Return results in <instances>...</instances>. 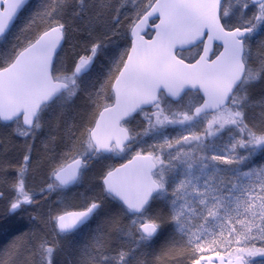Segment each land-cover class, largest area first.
Wrapping results in <instances>:
<instances>
[{"label":"snow or ice","instance_id":"6c2138e0","mask_svg":"<svg viewBox=\"0 0 264 264\" xmlns=\"http://www.w3.org/2000/svg\"><path fill=\"white\" fill-rule=\"evenodd\" d=\"M128 2L42 0L21 31H30L37 19L46 28L26 46L0 52V124L11 127L27 149L19 163L0 161V184L9 193L0 215V264H22L25 253L30 264H54L60 241L98 218L91 243L74 264H147L142 257L166 226L171 232L161 246L163 256L174 253L190 264H264V95L254 98L252 91L264 81V0H147L129 23L131 47L110 57L108 43L118 34ZM130 2L139 9L136 0ZM25 4L0 0V44L7 43ZM150 17L159 22L145 40L141 33ZM70 19L83 22L89 38L104 28L71 66L58 62V49L77 30ZM215 40L224 50L209 59ZM201 44L199 59L185 63L183 50ZM101 57L110 67L102 80L89 83ZM81 92L89 104L102 107L99 118L85 114L80 124H65V110ZM253 109L259 113L250 117ZM137 116L144 125L140 131L128 126ZM53 124L57 130L64 124L68 148L61 162L52 158L45 186L36 193L27 183L31 141ZM225 132L226 148L218 149L215 140ZM55 141L49 135L45 150ZM129 153L126 164L100 178V195L79 210L61 208L62 200L39 210L52 193L64 195L79 184L92 161ZM22 213L42 225L41 232L50 227L55 243L46 234L16 228Z\"/></svg>","mask_w":264,"mask_h":264},{"label":"trees","instance_id":"16d2710c","mask_svg":"<svg viewBox=\"0 0 264 264\" xmlns=\"http://www.w3.org/2000/svg\"><path fill=\"white\" fill-rule=\"evenodd\" d=\"M42 0H29L25 7L21 10L15 22L7 36V43L0 44V52L5 51L6 49H10L13 44H17L20 47L26 46L27 40L32 39L37 33L42 32L46 28V23L42 20L37 19L35 25L32 27L30 31H21L24 29L28 20L32 18L33 14L39 8ZM136 3L139 4V9L136 8L129 0L127 7L122 9L120 19V26L118 28V34L113 36V42L108 43V56L114 57L119 54L120 51H123L126 48H129L130 45V32L128 31V26L132 18L135 17L137 11H142L144 4L147 3V0H136ZM115 14V13H113ZM111 23V19L108 20ZM68 23L77 28L76 31H71L69 39L67 42H64L62 45V49L59 50L60 57L63 56L65 60L64 63L69 64L71 66V61L75 58V54L83 55L86 54L87 49L90 47V43L93 39L99 36L100 32L104 31L102 26L99 27V31L94 32L91 38L88 37L87 32L83 31L84 24L78 20H69ZM150 32H148L149 35ZM19 37V40H17ZM255 48V45H254ZM200 47H194L190 49L183 50V58L191 59L196 53H198ZM103 64V68L101 69V65ZM110 67L109 62L101 57L97 59L96 66L93 69L89 83L94 82L99 77L101 80L103 79V74H106L107 69ZM99 87V84L96 85ZM91 91V87H89ZM253 96L258 97L260 95H264V81L256 84L253 89ZM86 93L81 92L76 98L74 103H72L66 110L64 115L65 124H72L75 122L76 124H80L82 122V116L85 114H94L96 117L98 111L102 107H97L95 105H91L86 100ZM187 101V97L185 98ZM103 101H101V104ZM59 110V109H58ZM259 109H253L249 112V116L251 117L253 114H258ZM47 118V117H46ZM94 122V120H93ZM134 131H140L143 127L142 124L139 126L134 125V120L128 125ZM64 124L61 125V129L57 130L55 125L48 126L46 125L44 131L34 140L31 141L34 144V147L31 151L32 157V170L29 175V179L27 181L28 187L32 190L31 186L37 184V188L35 191L39 193L40 188L45 186L46 178H44L46 171L49 172L50 167L52 166V158L55 157L57 163L61 162V157L64 152L68 148V143L63 134ZM4 131V129H2ZM0 131V140H8V151L0 152V161H11L12 163H19L22 160L21 156V146L20 142H24L23 140L18 139L11 135L9 131L3 134V131ZM171 135H175V131L169 130ZM79 134V133H78ZM49 135H55L56 141L54 144H48V150H45L44 142L47 140ZM228 135L227 132L223 133L221 136L224 138ZM218 136L215 140V143L218 142ZM44 138V139H43ZM149 142H151L149 140ZM24 155V154H23ZM70 160V159H68ZM68 160L63 161L64 163ZM118 162L117 160L115 163ZM39 164L40 167L37 168L36 165ZM110 157L108 159H100L94 160L89 166V169L86 171L85 175H83L81 179V184L78 186H71L69 189L71 191L76 189L73 192V197L71 199L72 202L76 200L81 201V204L78 205H68L67 209L77 207H82L85 205L87 200H90L93 197H98L101 192L102 185L99 183L100 175L106 171L110 166ZM48 169V170H47ZM14 174V173H12ZM32 184V185H31ZM86 186V187H85ZM74 188V189H73ZM81 188V189H80ZM68 191V192H69ZM69 194V193H68ZM58 193H52L49 196L48 203H44L40 201V211L47 212L49 205L55 203V197ZM67 196V195H66ZM70 197V196H69ZM39 199V197H38ZM4 200V199H1ZM75 203V202H74ZM5 209L0 211V215L4 214L7 210L8 202L6 201ZM7 204V206H6ZM160 205H154V207H159ZM61 208H64L60 206ZM24 216L23 220L16 218L14 221L16 228L21 231H27L28 229H33L37 232L38 237L44 236L46 234L47 239L50 242L55 243V237L52 234V230L50 227H44V231L41 232L40 229L43 227L39 223L32 224L28 221V213H22ZM165 215H167V209H165ZM101 218L92 221L91 228H85L81 231L76 232L71 238L60 241L61 247L56 251L54 255V264H74L76 258L79 255L81 248L87 246L91 243L93 232L92 229L96 228V225L100 223ZM127 221V220H126ZM125 221V222H126ZM171 232V227L166 226L164 236L158 240L151 249L146 250L148 255L142 257L147 261V264H190V260L187 257L176 260L173 257L175 254H169L167 256H163L161 246L164 242V239ZM18 234V233H16ZM5 239H11V236H8L5 233ZM157 256H160L161 259L157 261ZM31 257L25 253L24 257L21 258L22 264H30Z\"/></svg>","mask_w":264,"mask_h":264},{"label":"rangeland","instance_id":"374dc122","mask_svg":"<svg viewBox=\"0 0 264 264\" xmlns=\"http://www.w3.org/2000/svg\"><path fill=\"white\" fill-rule=\"evenodd\" d=\"M64 59H63V56L62 57H60V61H58L59 63H64ZM58 110V109H57ZM47 119V118H46ZM141 121H142V117H140V116H137V118L134 120V125H137V126H139L140 124H142L141 123ZM54 125V124H53ZM143 125V124H142ZM52 126V125H51ZM144 126V125H143ZM204 130V126L203 125H201L199 128H198V131H203ZM3 131V130H2ZM44 131V130H43ZM4 133H6V131H3V134ZM173 133H175V135L177 134L176 132H173ZM44 139V138H43ZM228 139H229V136L228 135H226V137L224 138L223 136H221L220 138H218V142L217 143H215L216 144V147L218 148V149H224V148H226V145H227V142H228ZM8 140H4V143H3V147L2 148H0V152H2V151H8L7 149H8ZM21 144H20V146H21V156H23V154H25V152H26V146H25V143L24 142H20ZM33 143V142H32ZM221 167L222 168H225V167H227V166H224V165H221ZM48 170V169H47ZM13 172H9V176L11 177V176H13L14 174H12ZM47 175H48V171H46V174H45V176H44V178H46L47 177ZM85 175V174H84ZM82 182H80L79 184H81ZM79 184H76V185H74V187L75 186H78ZM32 185V184H31ZM32 188V190L31 191H35L36 190V188H37V184H35V185H32L31 186ZM86 187V186H85ZM74 189V188H73ZM81 189V188H80ZM76 189H74L73 191H72V189H71V191H69V190H65V194L64 195H60V194H58L56 197H55V202H57V201H63V203L60 205V206H62V207H64V206H68V205H78V204H81V201H78V203L76 202V200L74 201V202H72V200L73 199H71L72 197H73V192L75 191ZM0 191H3L4 193H5V198H3L4 200H1L0 199V211H2V210H4L5 209V204L4 203H6V201L8 202V199H9V193H8V186L6 185V184H0ZM69 191V192H68ZM69 193V194H68ZM67 195V196H66ZM70 196V197H69ZM6 206H7V204H6ZM8 207V206H7ZM75 207H77V206H75ZM126 224L128 223V221H126L125 222ZM257 246H259V242L257 241ZM209 253H211V252H206L205 254H209Z\"/></svg>","mask_w":264,"mask_h":264},{"label":"water","instance_id":"95a60500","mask_svg":"<svg viewBox=\"0 0 264 264\" xmlns=\"http://www.w3.org/2000/svg\"><path fill=\"white\" fill-rule=\"evenodd\" d=\"M27 1H28V0H26V3H27ZM21 10H22V9H21ZM21 10H20V11H21ZM20 11L18 12V14L20 13ZM18 14H17V16H18ZM17 16H16V18H17ZM16 18H15V19H16ZM15 19H14V21H15ZM14 21H13V23H14ZM158 22H159V21H158V19H157L156 17H150V18H149L148 24L144 27V29H143V31H142V33H141V35L144 36V39H145V40H150V39H152V37L155 35V29H154L153 25H154L155 23H158ZM13 23H12V24H13ZM11 26H12V25H11ZM148 31L151 32V33H150L149 36H146V33H147ZM131 39H132V37H131V34H130V46H129V48L131 47ZM203 39H204V40H207V36H205ZM63 43H64V42H63ZM201 45H202V46H201L202 48H201V51H200L199 55H198L194 60H192V61H187V60H185V63H195V61H196L197 59H199V56L203 54V44H201ZM215 45L220 46V50L218 51V53H217L215 56H213V57L211 58V54L214 52ZM185 49H189V48H185ZM185 49H184V50H185ZM59 50H60V49H58V51H59ZM223 50H224V45H223V42H222V41H219V40H215V41H213V42H212V45H211V51H210L209 54H208V55H209V59H215L216 56H218V55L220 54V52H222ZM201 102H202V100H201ZM99 111H102V108H101ZM96 118H99V112H98ZM129 159H131V157H130ZM129 159H127V160H125L124 162H122V163L116 165V166L113 167L112 169L119 168L122 164H126L127 161H128ZM67 163H71V160L68 161ZM75 210H79V209H75ZM205 255H207V256H211V255H213V253L205 254ZM215 264H219V261H216Z\"/></svg>","mask_w":264,"mask_h":264},{"label":"flooded vegetation","instance_id":"af4514ba","mask_svg":"<svg viewBox=\"0 0 264 264\" xmlns=\"http://www.w3.org/2000/svg\"><path fill=\"white\" fill-rule=\"evenodd\" d=\"M201 46V45H200ZM216 49H215V51H214V54H216L218 51H219V47H215ZM199 53V52H198ZM198 53H196L193 57H192V59L193 58H195L197 55H198ZM2 129H4V131H9L10 133L12 132V128L11 127H5V126H3L2 124H0V131L2 130ZM14 137H16V136H14ZM16 138H18V139H20L19 137H16ZM131 157V153H129V154H121V155H119V156H111L110 157V167L108 168V169H106V171L107 170H109V169H111V168H113L114 166H116V165H118V164H120L121 162H123L124 160H126V159H128V158H130ZM118 161V162H116L115 163V161ZM106 171H104V173L106 172ZM71 187V186H70Z\"/></svg>","mask_w":264,"mask_h":264},{"label":"bare ground","instance_id":"6f19581e","mask_svg":"<svg viewBox=\"0 0 264 264\" xmlns=\"http://www.w3.org/2000/svg\"><path fill=\"white\" fill-rule=\"evenodd\" d=\"M104 173L100 175V178L103 176ZM99 183L101 184V179H99ZM102 185V184H101Z\"/></svg>","mask_w":264,"mask_h":264}]
</instances>
